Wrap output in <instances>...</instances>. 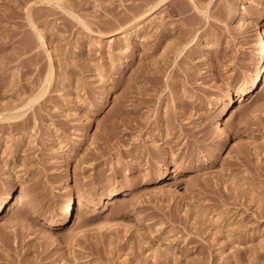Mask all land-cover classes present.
<instances>
[{"label": "rangeland", "instance_id": "374dc122", "mask_svg": "<svg viewBox=\"0 0 264 264\" xmlns=\"http://www.w3.org/2000/svg\"><path fill=\"white\" fill-rule=\"evenodd\" d=\"M261 40L264 0H0V264H264Z\"/></svg>", "mask_w": 264, "mask_h": 264}, {"label": "bare ground", "instance_id": "6f19581e", "mask_svg": "<svg viewBox=\"0 0 264 264\" xmlns=\"http://www.w3.org/2000/svg\"><path fill=\"white\" fill-rule=\"evenodd\" d=\"M260 47H261V52H264V41L263 40H261ZM263 58H264V56L261 54L260 62H257L256 65L254 66L253 82L246 90L248 95H254L256 93L257 89H259V87H260V74H261V69H263V67L261 66V62H262ZM217 130H218V134L219 135H221V136H226L227 135V132H226L225 127H224L223 124H219ZM70 176L71 175L69 174V178H70ZM28 200H30L29 196L27 194L23 193V192H20V193H18L15 196L12 197V199L10 201V204H11L10 208L11 209L19 208V207H21L23 205V202L28 201ZM111 201L112 200H108L107 204H112ZM6 202L7 201H6L5 198H2L0 200V211H2V209L5 206ZM78 202L79 203L77 205V209L75 210V206L76 205H74V203L72 201H70L65 206V208H63L60 211V213L57 215L56 220L58 222H60V224H61L63 222H66L67 219H69L71 216H73L75 211L79 212L80 210H82L83 201L79 200ZM50 224H52L51 221H50Z\"/></svg>", "mask_w": 264, "mask_h": 264}]
</instances>
